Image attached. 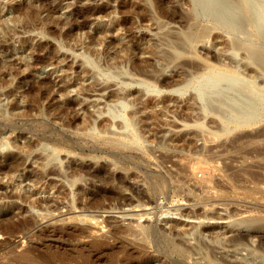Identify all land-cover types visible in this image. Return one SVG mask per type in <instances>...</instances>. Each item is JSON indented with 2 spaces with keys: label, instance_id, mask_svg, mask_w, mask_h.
I'll list each match as a JSON object with an SVG mask.
<instances>
[{
  "label": "rangeland",
  "instance_id": "374dc122",
  "mask_svg": "<svg viewBox=\"0 0 264 264\" xmlns=\"http://www.w3.org/2000/svg\"><path fill=\"white\" fill-rule=\"evenodd\" d=\"M183 1L0 0L1 20L8 16L7 6H18L12 12L17 19L0 29V149L3 143L9 148L6 154L0 151V165L25 155L18 147L27 143L30 152L19 170V184L33 188L30 178L35 174L42 175L37 187L53 182L35 193L38 203L28 207L21 199L5 197L16 192V182L0 170V227L28 222L22 234L0 231V264L12 263L31 244L34 256L40 252L35 263L52 260L54 246L66 243L60 234L51 236L52 229L75 233L73 242L61 248L74 254L71 264H84L79 254L92 243L115 248L117 263L145 259L146 264H204L206 259L196 251L197 237L210 244V256L227 264H264V122L244 133H227L218 129L214 117L199 115L194 97L170 91L181 82L190 57L225 68L214 54L225 50L227 39L209 29L195 43L193 55L183 54L161 69L165 41L194 21ZM87 52L99 60L98 70L106 77L100 68L109 63L123 66L126 75L96 78L82 63ZM141 81L155 84L156 91L144 92ZM123 82L130 92L126 117L134 120V146L127 145L130 141L117 123L110 129L98 125L108 120L93 111L114 103ZM42 144L58 157L46 166ZM69 160L107 163L109 171L130 174L126 180L150 200L120 188L122 204L80 205L72 199L75 189L69 191L65 179L51 173L58 167L68 170ZM158 176L164 183L151 185ZM171 223L176 248L166 243L155 247L164 237L142 231L146 226L168 230ZM195 228L201 232L196 238L190 233Z\"/></svg>",
  "mask_w": 264,
  "mask_h": 264
},
{
  "label": "bare ground",
  "instance_id": "6f19581e",
  "mask_svg": "<svg viewBox=\"0 0 264 264\" xmlns=\"http://www.w3.org/2000/svg\"><path fill=\"white\" fill-rule=\"evenodd\" d=\"M186 1L187 4L189 5V10L187 15L188 17L192 18L194 21L192 23L189 22L188 25H185L186 28L184 30L178 31L176 33L175 46L177 48L183 45H186L187 47H194L193 43L199 41L201 36L204 37L209 31V27H219L231 33V38L227 45L228 52L232 56H235L240 48L244 49L246 52L247 59L252 60L255 63L256 61H261L262 63L261 65L263 67L262 71L264 74V0H186ZM16 8H18L17 5L7 6L6 12L8 13V16L5 15L6 17L3 18L1 17L2 20L0 19V21L2 22V23L0 22L1 23L0 29L2 31H5L3 29H6V26L3 25L4 23H8L9 21L12 22L15 19H17L16 15L14 14L15 15L14 16L12 13L13 10H15ZM9 14H11L12 16ZM198 19H203L208 23L200 24L198 21H196ZM260 57L263 60H260ZM82 63L86 67L87 66L90 67V70L92 69V71H94L96 74L100 73L98 70L100 66L99 60L91 56L88 52L84 54L82 53ZM228 64H229L228 67L225 68L210 66L201 72L191 74L187 78H185L181 84V88H188L191 90L192 96L199 104V109L201 108V110L205 112V114L202 116L207 117V114L212 115V117H214L219 122L218 129L223 130L224 132H228L230 130L240 128L241 126L247 125L256 120L264 118V79L260 80L255 75V73H253L251 70H247L239 59L231 60L230 62H228ZM100 69L105 70L107 77H115V76L122 77V75H126L127 73V70L123 68V66L114 65L113 63L112 64L109 63V65ZM107 77L105 76V80H108ZM139 84H141L142 90L146 93L156 91L155 84L153 83L147 81H141ZM122 85L123 86H121L120 88L121 93L116 97L114 103L108 105L107 107H103V109L96 107L93 111L97 113L96 117L102 114L106 115L105 119L108 120V124L103 125L98 122V125H100L104 129H110V125H112L113 122L117 123L118 127L123 132H125L130 143H132V144L130 143L127 144L130 146L133 145L135 141V138L131 134L132 121L134 120L132 117L131 119L129 117H126L128 104L130 103V100L128 98L130 92L124 82L122 83ZM1 111L2 109L0 110V113H2ZM95 122H96L95 119L90 121L91 128L95 127ZM201 125L202 123L198 122L197 126L201 127ZM15 142L16 141H14V144ZM18 149L20 152L25 153V155L21 154L22 156L20 155L18 159L8 158L6 162L4 161L5 162L4 164L0 165V170H2V172L5 173L4 176H8L10 181H13V183L16 182L14 188L16 189L17 193L14 192L15 193L14 194L12 192L11 193L8 192L5 197L8 198L16 197V199H21L26 204H28L27 205L28 207H33V205L35 203H38V201L37 199H35L36 197L33 198L32 196L35 193L37 194L38 191L43 190L45 185L49 186L50 184L51 186L52 185L51 183L53 182L52 180L51 182L47 181V183H45V185L42 186V188L37 187L36 185L39 184L38 182L41 180L42 175L35 174L33 177L31 176L32 179L30 178V181L32 182L31 187L33 185V188L31 189L23 188L21 184H19L20 179H22L23 176L21 173H19L20 172L19 170L23 168V164H25V160L29 155L30 144L27 143L20 144ZM39 149L41 150V153H43L44 161L42 162L43 163L42 165L46 166L47 164H49L50 159H51V163L53 162L52 159L57 160L58 158L56 156L57 153L47 149V147L44 144H42L39 147ZM0 151L4 154L9 152L8 145L6 143H3L1 145ZM83 161L69 160L67 165L65 163L68 170H64V169L62 170L58 167L57 169L54 168L56 170L51 172L52 174L55 173L56 175H60L63 177V179H65L66 185H68L67 186L68 190L69 187L72 190L75 189L74 194L72 193L73 195H75V197L72 195L74 197V198L72 197V199L78 200V203L80 202L82 205H85L88 208L100 207L105 202H107V204H110V202L112 201H117L116 204L121 203L122 200L124 201V198L120 197L119 193H117V190L118 192H120L119 191L120 188L133 190L132 193L134 192L138 194L140 197L144 199L146 198L145 201L150 200L149 197L143 194L141 189L137 191L135 187L133 188L134 185L132 186V184H130L126 180L127 177H132L130 174H125V173L122 174L121 172L109 171L106 168L107 163L105 164L97 161L93 163H88L87 161V163H85ZM85 175L88 176L87 177L88 179L86 178L88 181L87 182L85 181V183L82 184L81 180H83ZM26 178H29V176L27 175ZM163 183H164L163 176H158L156 177L155 181L152 182L151 185L158 186V185H162ZM61 185L60 187L66 189L65 192L66 196H69L70 194L68 195V191L64 183L62 186ZM57 189L59 190L58 187ZM42 200L47 201V197L41 199V201ZM16 209L18 210V208ZM4 216L5 215H3V217ZM6 216L5 218L8 219ZM10 222L9 224H6L4 226L2 225V227H0V231L2 233L10 234V236L11 234L14 233H15L14 235H16V232L20 233L21 230H23V228L26 227L25 225L28 224L27 221H23V220L22 221L20 220V222H15V221L11 222L12 224ZM30 223L31 222H29V224ZM174 227H175L174 223L170 224L168 230H164V229L160 230V229H156L153 226H146L142 229V231L146 235L157 232L158 235L157 238L159 239L162 236L164 237V239H160L161 241H157L155 243V247L157 246L159 247V245H161L162 243H166L171 248H176L178 242L174 241L170 237L171 231L172 229H174ZM66 230L65 232H59L54 229L50 230L51 236H56L57 234L59 236L60 234V236H63V238H61L60 240L65 239L66 243H58L56 245L54 243L55 246L54 245L53 246L55 248L54 251L56 254L52 250L53 253L55 254L54 256L52 255L53 257L51 256L53 259L50 258L52 259L50 261L43 260L42 264H71V261H74L71 258L72 256H74V254H71L70 251H68L69 252L68 254H65L66 252L64 251H62L64 253L61 252V248H64L65 245L68 246L72 241L71 237L75 234L74 232L72 233L70 229L69 231L71 232H68V230L66 232ZM199 232L200 231L195 228L190 233L196 235ZM22 233L24 232H21V234ZM80 234H78V236ZM199 234H201V232ZM198 235L194 237L196 238ZM198 238L199 237L196 238V242H197L196 251L199 250V252L202 253L203 258L206 259L204 264H227V261H225L222 257L217 258L215 256L214 257L210 256L209 255L211 253L210 244L206 241L205 242L202 241L203 239L200 240L201 238L199 239ZM217 240L218 239H215L212 242L214 243ZM34 246L32 244L27 247L25 246L26 248L24 247V249L21 250L19 255L16 254L17 256L14 255L15 254L14 253L13 255L16 257V259L13 256L15 260L11 258L13 259V262L12 263L9 262V264H37L38 262L36 259L39 258L40 252L39 255H36L38 257L34 256L35 255L33 253V251H35ZM102 247L104 246H95L92 243V245L90 244L86 246L87 248L86 251L80 250L82 252L81 253L79 251L80 252L79 257L81 258V262H83L84 264H131L132 263V262L117 263L114 259V254H116L115 248L106 249L105 247L104 248ZM201 249H204V251H202ZM190 250L191 249L188 247L187 249H185L184 252L181 253L179 252V253L180 255H182L185 254L186 252H189ZM45 255L46 257L48 256V254ZM11 259L10 261H12ZM34 260L37 263H35ZM139 261H137L138 264H146L148 260L144 259L141 262ZM73 264H78V263H73ZM158 264H166V263L164 261H160Z\"/></svg>",
  "mask_w": 264,
  "mask_h": 264
},
{
  "label": "water",
  "instance_id": "95a60500",
  "mask_svg": "<svg viewBox=\"0 0 264 264\" xmlns=\"http://www.w3.org/2000/svg\"><path fill=\"white\" fill-rule=\"evenodd\" d=\"M186 6H187V10H186V13L187 11L189 10V5L187 4V1H183ZM198 21L200 24H206L208 23L207 21L203 20V19H198L196 20ZM210 25V24H209ZM210 29V32L211 31H218L222 34H224V36L226 37L227 39V45L229 43V40L231 38V33H229L228 31L222 29V28H219V27H209ZM204 37H200V40L199 41H202ZM176 37L172 38V39H167L165 41V44L167 46V49L164 50L162 52V65H161V69L164 70V68L169 64L171 63L173 60L179 58L181 55L183 54H188V55H193L194 52H195V43H193V46L194 47H187L186 45H183V46H180L179 48H177L175 46V43H176ZM171 40H175V41H171ZM197 41V42H199ZM227 45H226V48L223 52H218V53H215V57L218 58L219 60H221V63L219 64L220 66H224V67H227L229 64L228 62H230L231 60H234V59H239L242 64L246 67L247 70H251L253 73H255V75L261 80V79H264V74H263V67H262V63L261 61H256L253 62L252 60H249L246 58V52L244 49H239L237 54L235 56H232L229 52H228V49H227ZM222 60H225L222 62ZM260 60H263L261 57H260ZM187 64H188V69L187 70H184L182 75H181V82L172 87L170 89L171 92H173L174 94L176 95H185V94H188L190 95L191 97L192 96V93H191V90L188 89V88H181V83L182 81L188 77L189 75L191 74H194V73H197V72H201L203 70H205L206 68L210 67V65L208 63H206L205 61H202V60H197V61H193V59L190 57L188 58L187 60ZM94 73V76L96 78H98L97 76H101L103 79L102 81L105 80V76L100 74V73ZM114 79V78H113ZM141 90V88L139 89V91ZM119 93V92H118ZM193 101L195 102L196 100L193 98ZM197 108H198V111H199V115H204L205 112L201 110V108L199 109V104L197 103V101L195 102ZM207 118H212V115H208L207 114ZM215 120V118H214ZM264 122V118L262 119H259V120H256L252 123H249L247 125H244V126H241L240 128H237V129H234V130H231V131H238V133H244L245 129L248 128V127H252L253 125H256V124H259V123H262ZM229 131V132H231ZM227 132V133H229ZM221 134V133H219ZM225 134V133H224ZM136 145V144H133V146Z\"/></svg>",
  "mask_w": 264,
  "mask_h": 264
}]
</instances>
